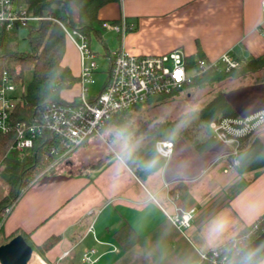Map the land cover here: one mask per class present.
<instances>
[{
	"label": "crops",
	"instance_id": "1",
	"mask_svg": "<svg viewBox=\"0 0 264 264\" xmlns=\"http://www.w3.org/2000/svg\"><path fill=\"white\" fill-rule=\"evenodd\" d=\"M262 1L118 0L101 7L98 17L136 19V29L120 38L101 27V37L103 31L114 32L115 47L134 54L180 48L191 55L198 45L208 60L227 52L246 61L264 55ZM62 64L78 77L79 55L68 40ZM74 86L70 98L62 97L76 96L78 83ZM228 94L239 114L264 108V85ZM91 138L31 182L6 216L5 236L21 230L34 246L59 237L43 256L33 252L27 264H81L87 248L99 255L92 264H203V254L226 244L264 214V169L228 168L224 144L214 142L197 152L182 138H166L173 141V154L150 170L159 157L154 151L157 157L149 155L138 172L127 164L131 153L97 150L95 161L88 164L92 172L86 174L80 167L86 156L82 146ZM172 188L178 189L175 196L169 194ZM192 207L188 227L179 229L169 221L167 214L176 208ZM91 223L93 233L87 231ZM124 224L139 237L128 248L114 236ZM254 264H264V256Z\"/></svg>",
	"mask_w": 264,
	"mask_h": 264
},
{
	"label": "trees",
	"instance_id": "2",
	"mask_svg": "<svg viewBox=\"0 0 264 264\" xmlns=\"http://www.w3.org/2000/svg\"><path fill=\"white\" fill-rule=\"evenodd\" d=\"M12 1L17 6L27 7L33 13L44 14L50 12L57 16L63 23L84 33L88 37L90 46L91 37L94 36L97 42L107 50L105 54L107 56L109 70L111 50L107 49V45L101 37L102 23L106 20H101L98 17V12L104 5L118 0ZM56 10L59 12L56 13ZM134 20L125 18L128 26L127 31L136 29V21ZM107 21L119 23L120 18ZM23 30L25 33L23 38L28 40L30 46V51L27 52L18 49L17 43L20 30L0 33V78L3 73H6L19 86L23 82L25 72L28 70L31 71L30 80L24 89L20 91L21 99L11 112L12 120L17 122H30L47 103L69 102L70 99L63 98L61 92L71 88L74 83H77L78 77L72 73L67 65L62 64L67 39L58 23L45 19L36 24L28 25ZM203 59L208 60L198 45L195 53L185 56L186 68L192 74L190 84L192 86L204 87L211 85L227 76L244 75L246 72L254 71L264 65V55L241 61L238 67L227 71L210 67L202 68L199 66V62ZM17 68H19L18 71H16ZM175 93L155 96L145 103L155 99L167 98ZM142 105L144 103L118 112L105 123L103 128L112 123L116 126V130L123 136L137 134L149 135L152 133L159 135L161 123L151 124V121L140 118L138 112H132L138 111L137 109ZM196 115L202 124H204L221 117H235L240 114L226 98L225 94L221 92L213 95L203 103L197 109ZM182 131L185 135L184 137L187 139L186 142L197 152H203L216 142L210 135L205 139H199L188 135L187 130ZM14 139L13 133H0V179L7 186V192L0 197V212L6 207L14 206L31 182L53 167V159L45 154L47 146L55 143L50 133H42L34 139L31 147L23 151L9 149ZM61 152L62 148H58L56 154L58 155ZM70 154L64 156V158ZM148 156L149 153L147 151H144L142 148H137L128 157L127 164L130 168L138 172V166ZM238 159L239 164L235 166V169L239 172L264 169V141L244 140L242 149L238 154ZM163 162L164 158L158 157L148 169L154 170L159 168L163 165ZM177 192V188H172L169 194L175 196ZM262 231H264V220L259 221L255 228L252 225L245 227L235 237L227 241L226 244L209 251L208 254L211 257L207 258L203 264H223ZM17 234L22 235L25 241L31 245L28 234L21 230H16L10 235L5 236L3 225L0 227V245ZM114 236L124 248L130 247L139 238L135 231L126 224L117 229ZM58 239L59 237L57 236H50L41 245H31L33 252L43 256L44 252L51 248ZM214 250L217 252L216 256H212Z\"/></svg>",
	"mask_w": 264,
	"mask_h": 264
},
{
	"label": "built area",
	"instance_id": "3",
	"mask_svg": "<svg viewBox=\"0 0 264 264\" xmlns=\"http://www.w3.org/2000/svg\"><path fill=\"white\" fill-rule=\"evenodd\" d=\"M264 10V1H262ZM58 23L65 37L76 48L79 55L80 72L78 92L69 102H49L30 122L12 120L11 112L20 101L18 86L3 73L0 78V133H13L14 142L10 150L23 151L32 146L36 137L50 133L55 143L47 146L46 156L53 159V165L62 161L87 139L100 133L105 123L122 110L131 109L159 95H170L181 91L191 84V73L186 68L185 53L180 48L171 49L162 54H134L119 45L111 52L110 67L102 87L91 92L89 86L95 83L97 54L89 44L88 37L76 28L60 21L50 12L33 13L25 6H17L12 0H0V33L21 30L42 20ZM133 25V24H132ZM131 25V26H132ZM103 28L117 33L120 38L127 32L125 17L119 23L104 21ZM130 26V27H131ZM241 61L229 53H222L216 60H200L199 66L225 71L238 67ZM209 135L216 141L229 147L228 168L239 164L238 154L244 140L264 141V108L235 116L221 117L207 123ZM155 153L164 159L173 154L174 144L170 139L159 138L153 144ZM58 148H62L60 154ZM12 206L0 212V227ZM90 210L88 213L91 214ZM195 209L176 208L173 214H167L169 221L177 228L190 225ZM264 220V214L252 225ZM88 232L93 233L92 223ZM68 252H65V254ZM214 250L212 256H216ZM94 248H87L81 254V264H92L98 259ZM207 259L209 254H203Z\"/></svg>",
	"mask_w": 264,
	"mask_h": 264
},
{
	"label": "rangeland",
	"instance_id": "4",
	"mask_svg": "<svg viewBox=\"0 0 264 264\" xmlns=\"http://www.w3.org/2000/svg\"><path fill=\"white\" fill-rule=\"evenodd\" d=\"M58 12L59 11L56 10V13ZM104 33L105 32L103 31V38L107 45V49L112 50L115 48V44L117 42L115 33ZM24 34V30L21 29L19 31L17 45L20 51L27 52L30 51V46L28 40L23 38ZM91 48L96 50L97 53L95 58L97 68L94 74L95 83L89 86V90L91 92H96L102 87L107 78L108 60L105 54L107 50L99 42H97L94 36L91 37ZM18 70L19 68L16 69V71ZM30 78L31 71L28 70L24 74L22 84L18 86L19 91L24 89ZM261 85H264V65L254 71L246 72L244 75L227 76L220 81L204 87L189 85L172 96L144 103V105L137 109L138 111L132 112H138L140 118L151 121V124L161 123V128L159 129L160 134L158 135L152 133L149 135L137 134L123 136L116 130V126L114 124H108L98 135L92 137L90 141L85 143L87 146H82V148L86 150V156L82 159V164L80 166L81 170H84L86 174H90L92 172V168L88 167V164L95 161V152L97 150L112 154L118 153L123 156V153L130 154L135 149L142 147L144 151L146 150L149 153V155L152 154L154 157H157L153 150V144L156 139L171 138L174 140L176 138H182L187 141L182 130H187V134L192 137L205 139V133L209 134V127L207 123L202 124L196 115L197 109L203 103L217 93L222 92L227 98V95H230L228 92L235 95L242 91H250L254 87H259ZM74 90L75 86L73 84L71 88L63 90L61 94L65 98H70L73 95ZM95 145L97 149H95ZM54 170L55 168L52 169V171ZM48 171L51 172V169ZM6 192L7 186L0 179V197Z\"/></svg>",
	"mask_w": 264,
	"mask_h": 264
},
{
	"label": "water",
	"instance_id": "5",
	"mask_svg": "<svg viewBox=\"0 0 264 264\" xmlns=\"http://www.w3.org/2000/svg\"><path fill=\"white\" fill-rule=\"evenodd\" d=\"M33 249L22 235L17 234L0 245V264H27ZM264 254V231L245 244L223 264H254Z\"/></svg>",
	"mask_w": 264,
	"mask_h": 264
},
{
	"label": "clouds",
	"instance_id": "6",
	"mask_svg": "<svg viewBox=\"0 0 264 264\" xmlns=\"http://www.w3.org/2000/svg\"><path fill=\"white\" fill-rule=\"evenodd\" d=\"M217 227H219V226H217Z\"/></svg>",
	"mask_w": 264,
	"mask_h": 264
}]
</instances>
